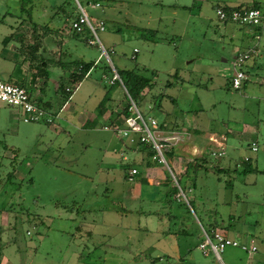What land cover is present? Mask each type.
Here are the masks:
<instances>
[{"label":"rangeland","instance_id":"1","mask_svg":"<svg viewBox=\"0 0 264 264\" xmlns=\"http://www.w3.org/2000/svg\"><path fill=\"white\" fill-rule=\"evenodd\" d=\"M256 1L264 11V0ZM80 2L93 21H105L99 32L105 49L73 38L72 20L56 15L53 0H30L31 17L21 0H0L1 78L24 77L20 82L30 86L38 61L29 46L39 22L57 29L47 47L97 63L79 84L64 78L73 87L67 108L59 96H49L51 123L25 122L17 106L0 101V264H264V149L250 146L264 145V24L221 21L217 5L232 8L229 0H100L98 8ZM247 29L261 32L249 46L241 39ZM253 47L246 74L258 53L261 65L249 66L250 80L236 89L235 57ZM107 64L113 74L133 69L152 81L139 99L132 93L146 119L161 120L168 112L178 120L174 130L183 139L164 151L167 163L114 130L124 126L130 87L111 84ZM51 72V79L64 75L58 66ZM104 110H113L110 118L118 123L106 120ZM78 116L89 121L79 124ZM220 147L225 154L212 156ZM246 157L257 170L243 173ZM173 161L181 173L169 165ZM151 166L166 170L161 184L162 170ZM134 167L138 175L130 180ZM141 170L151 184L140 181ZM173 172L183 174L187 200L170 194ZM211 223L241 244L254 240L257 250L228 246L220 257L204 252L200 245ZM159 238L171 244L172 254L160 243L148 249Z\"/></svg>","mask_w":264,"mask_h":264},{"label":"built area","instance_id":"2","mask_svg":"<svg viewBox=\"0 0 264 264\" xmlns=\"http://www.w3.org/2000/svg\"><path fill=\"white\" fill-rule=\"evenodd\" d=\"M76 1L78 7V17L71 21L72 29L81 31L83 28H87L92 35L89 42L91 44H99L103 49H105L104 44L99 37V32L106 29L105 21L103 19L93 21L88 11L80 3V1ZM89 6H91V8H98L100 3H90ZM216 13L218 18L223 22H232L243 26H256L264 22V11L258 7L225 8L219 6L216 8ZM254 53H257V51L253 47L240 52L235 57L233 64L236 67V72L231 77V82L234 88H241L244 81L248 78L244 67L246 61L253 56ZM117 79L122 81L118 73L115 71V74L110 80L111 84H113ZM69 89L70 88L68 87L67 90ZM128 96V110L130 114L128 117L123 118L124 126L117 127L116 125L114 126V130L120 137H126L129 143L142 142L148 144L155 151L153 158L167 163L164 151H166L168 146L172 147L177 145L180 140L183 139V133L181 135L179 131H175L174 129L162 128L161 123L153 116H149L148 119H146L141 113L137 102L132 98L129 92ZM0 101L12 106H17L21 110L25 122H35L44 119L50 122L52 120L48 117L47 111L43 109L34 99L32 92L21 85L7 82L1 77ZM105 128L108 129L110 127L105 125ZM261 147L264 149V145L262 146L258 141H253L251 144V150L254 152H257ZM210 153L212 156L216 157L223 156V154H225V148L220 147L218 149H214ZM246 159H248V157H246ZM136 173L137 169L133 168L130 172V179ZM172 174L176 181V185L179 188L177 196H183L187 200L185 189L178 183L177 177L174 176V173ZM204 234L206 239L205 242L201 243L200 247L204 252L208 253L209 251H212L218 257H220V254L224 252L228 246H240L249 253L257 250L254 240H252L251 245L241 244L238 240L229 237L226 231L220 228L214 229L212 234H209L204 230ZM207 248H209V250Z\"/></svg>","mask_w":264,"mask_h":264},{"label":"trees","instance_id":"3","mask_svg":"<svg viewBox=\"0 0 264 264\" xmlns=\"http://www.w3.org/2000/svg\"><path fill=\"white\" fill-rule=\"evenodd\" d=\"M80 1V0H79ZM100 0H87L88 5L91 2H98ZM30 0H21L22 4V11H25L28 16L31 17L32 15V5H28ZM53 7L56 9V15L58 14L59 17L65 19V20H74L75 18L78 17V13L75 14L73 11L74 9H78V7L75 4L74 0H60L59 3L57 0H53ZM81 3V2H80ZM72 6V10H68V6ZM225 7V8H230V6L227 5H217ZM216 6V7H217ZM233 7H238V8H247V7H258L259 2L255 1L251 5H245V4H238L234 5ZM73 30V29H72ZM73 38L81 39L82 41L91 44L89 41L92 38V35L90 32L87 30V28H83L81 31H76L73 30ZM57 29L53 28L50 26L49 23H35L32 29V34H33V44H31L29 53L31 54V59L37 60L38 63L36 65H32L33 61L30 60V66H34L31 68H35L32 70L31 77H30V86L27 87L25 84H23L20 81H26V78H18L17 80H13V77L10 76L9 80H6L7 82L13 83V84H18L21 85L25 88H27L32 94L35 91L42 92V94L46 93L48 88H49V81L52 77V72L51 68L54 66L61 67L64 71V75H61V78L58 82L57 86V93L59 94L58 96L60 97L61 101L64 100V103L70 98L73 92V87L69 86L66 84L64 78L67 79V81H71V83L74 85L79 84L81 81H83L91 72V70L97 65L96 61H85L84 59L80 58H75V59H70V55L66 53L65 51L61 53L59 52V56H57V53L52 50L50 47V50L48 51V47L45 45L46 39L55 36L57 33ZM91 35V36H90ZM19 39L23 42L24 37L23 36H18ZM55 40V39H54ZM9 37L4 39V43H8ZM59 44H61L59 42ZM60 47V45H59ZM23 52V51H21ZM55 54V55H54ZM57 56V57H56ZM107 73L111 74L112 76L114 75L113 68L107 64ZM115 71L118 73L120 76L121 80L123 83L126 85L128 88V92H130V95L133 97V94L139 99L141 97V93L148 87L152 85V81L148 79L147 77H144L142 75H139L136 73L133 69H115ZM3 79V78H2ZM5 80V79H4ZM118 81L120 80H115L113 85L116 83H119ZM70 88L67 90V88ZM36 94V92H35ZM37 103L47 111V108H50L52 106V100L47 99L44 100L42 96L37 95ZM39 98V99H38ZM133 99L137 102V100L133 97ZM106 110L102 111L104 114ZM130 114L128 110V106L124 109L123 111V118L128 117ZM161 127L163 128V124L161 123ZM167 128V126H166ZM142 149H149L151 151V155L153 157L155 151L154 149L149 146L146 143H139ZM251 146V145H250ZM170 157H172L175 153H173V149H170L167 153ZM245 163V168L243 170V173H248L257 170L256 167L253 166L252 164V158L248 157V159H244ZM223 170V169H222ZM183 174L180 177H177V181L180 185H182V179H183ZM185 188V187H184ZM179 192L178 186L173 182L171 189H170V194L172 195H177ZM218 228L216 223H211L208 229H205V231L209 234H212V231L214 229Z\"/></svg>","mask_w":264,"mask_h":264},{"label":"crops","instance_id":"4","mask_svg":"<svg viewBox=\"0 0 264 264\" xmlns=\"http://www.w3.org/2000/svg\"><path fill=\"white\" fill-rule=\"evenodd\" d=\"M256 0H251V1H247V2H250L249 4H251L252 2H255ZM58 3H59V1H58ZM244 2L241 0H229V5H238V4H243ZM228 5V3H225V5ZM176 9L178 8V5H176V6H174ZM52 9H54V7H53V5H52ZM56 10V9H55ZM57 19V16L56 15H54V17L52 18V21L53 20H56ZM54 22V21H53ZM147 24H150V22L148 21L147 22ZM225 24V27H227L228 28V25H230L231 23H224ZM264 24V22L262 23V25ZM232 25H236V24H232ZM236 26H238V25H236ZM238 27H245V26H238ZM251 29V28H250ZM250 29H247V33H241L242 34V36H241V39H243V43H245V45H247V46H249L251 43H248V40H250L249 38H254L255 39V36H254V33L256 34V33H261L260 32V30L259 29H257V32H252V31H248V30H250ZM251 30H253V29H251ZM230 33V32H229ZM232 33V35L234 34V31L233 32H231ZM230 33V34H231ZM250 33V34H249ZM253 36V37H252ZM66 38L67 39H72L70 36H66ZM63 44H64V42H63ZM49 48V47H48ZM52 48V47H51ZM258 48V47H257ZM50 50V48L48 49V51ZM52 50L54 51V53L56 52L57 53V56H59V52L56 50V49H53L52 48ZM55 55V54H54ZM259 53L257 54V55H255L250 61H249V63H247L246 64V67H247V74H248V72H249V70H248V68H249V66H251V67H254V68H257V67H259L260 65H261V63L260 62H262L260 59H259V57L261 56V55H259ZM260 60V61H259ZM107 75V74H106ZM89 76V75H88ZM56 78H61V76L59 77V76H57ZM248 80H250V75L248 74V78L245 80V81H248ZM58 82H59V80H57V79H50V81H49V91H50V94H49V91H47L46 93H44V94H42V92H38V91H36L37 93V95H39V96H42L43 98H44V100H47V99H49V96H51V95H54L55 96V98H58V93H57V86H58ZM52 99V98H51ZM66 106V108H67V103H65L64 104V107ZM162 109V108H161ZM160 110V109H159ZM119 112L121 111V109L120 110H118ZM82 112H84L83 110H82ZM82 114V113H81ZM164 115H163V117H162V119L161 120H158L160 123H162L163 124V128H166V126H167V129L169 128H175V124L177 123V119L173 116V115H169L168 114V112L167 113H163ZM104 117L106 118V120H111V121H114V124H117L118 122H117V120H115V119H113V118H110L111 116H113V110L112 111H107V112H105L104 113ZM49 116V115H48ZM167 116H169V117H167ZM153 117H155V116H153ZM49 118L50 119H52V117L51 116H49ZM157 118V117H156ZM169 118V119H168ZM85 120H87V121H89L88 120V117L86 116L85 118H84ZM77 120H79L80 122H79V124H84V121L85 120H83V121H81V117H79L78 116V118H77ZM122 120V123H123V118L121 119ZM53 121V119L50 121V123ZM183 123V122H182ZM185 124V123H184ZM194 128V127H193ZM196 128V127H195ZM254 129V128H253ZM183 130H186V131H188L187 129H185V128H183ZM195 131H198V129H195ZM257 132V131H256ZM210 135H212V134H209L208 136H210ZM253 135V134H252ZM255 138V137H254ZM226 139V138H225ZM257 140V139H256ZM176 147H178V146H176ZM175 147V148H176ZM139 148H141V147H139ZM138 148V149H139ZM131 149L134 151V154H135V151L136 150H134L133 148H132V146H131ZM178 153V152H177ZM136 156V155H135ZM176 157V153L171 157V159H173V158H175ZM125 158V157H124ZM135 158H137L136 159V161H137V163L138 162H140L139 161V158L138 157H135ZM174 162V165H172V164H169L171 167H172V169H174V170H179V172L181 173L182 171H183V167L181 166V165H179V164H176V161H173ZM179 165V166H178ZM134 168H136V167H134ZM155 169L156 171H159V170H162L161 168H158V167H156V166H151V167H149L148 169ZM179 168V169H178ZM164 170V171H163ZM161 172L163 173V176H159L160 177V180H159V182H160V184L163 182V181H165V179H166V170L165 169H163ZM130 172H131V170H130ZM130 172H129V179H130ZM144 171H142L141 170V172L139 171V175H140V181H146L147 183H150L151 184V181H150V177L148 176H146V175H144V173H143ZM174 173V172H173ZM135 175H138L137 173L135 174ZM135 175H133L132 176V178L130 179V180H132L133 179V177L135 176ZM177 177H178V175H176ZM147 177V178H146ZM175 197H178L177 195H175ZM140 227H141V225H140ZM139 227V228H140ZM147 229V228H146ZM150 231H151V229H150ZM160 240H161V238H159V239H156V241H153L152 243H149L148 244V249L150 250V251H152V246L154 245V244H156V243H160V245H165L166 247H167V249H168V252H170L171 254H172V252L174 251L173 250V247L171 246V244H169L166 240H164L163 242H160ZM163 240V239H162ZM162 243V244H161Z\"/></svg>","mask_w":264,"mask_h":264}]
</instances>
